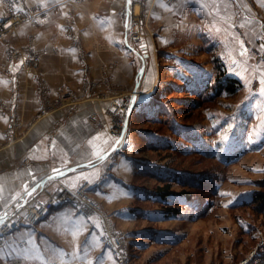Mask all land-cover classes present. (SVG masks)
Wrapping results in <instances>:
<instances>
[{
	"label": "crops",
	"instance_id": "crops-1",
	"mask_svg": "<svg viewBox=\"0 0 264 264\" xmlns=\"http://www.w3.org/2000/svg\"><path fill=\"white\" fill-rule=\"evenodd\" d=\"M254 1L255 10L243 8L242 0H0V16L35 4L42 5L44 14L38 23L25 22L0 39V142L8 135L9 111L25 125L45 105L38 89L42 82L53 102L68 92L74 99L0 148V222L18 203L46 199L60 183H88L117 222L133 221V202L145 194L133 184L130 134L117 144L110 132L111 83L150 90L155 51H184L203 32L220 49L251 50L264 18V0ZM133 15L143 34L134 44L128 31ZM27 45L39 52L36 69L25 68L27 49L22 47ZM122 230L119 224L114 227V232ZM0 260L117 264L109 221L72 204L56 206L37 226L11 233L0 247Z\"/></svg>",
	"mask_w": 264,
	"mask_h": 264
},
{
	"label": "rangeland",
	"instance_id": "rangeland-1",
	"mask_svg": "<svg viewBox=\"0 0 264 264\" xmlns=\"http://www.w3.org/2000/svg\"><path fill=\"white\" fill-rule=\"evenodd\" d=\"M242 4L243 8L244 4L256 8L254 0H242ZM35 6L38 4L28 5ZM25 22L29 21L8 31L3 40ZM238 26L240 30L241 25ZM196 41L184 51H155L158 60L155 59L156 66L151 70L152 86L138 92L137 114L132 113L126 134H130L129 153L134 158L135 170L144 167L180 177L185 172H214L218 177V197L210 195L207 203L200 205L181 196L178 203H171L173 196L167 202L144 196L133 202L137 207L133 221L122 225L92 195L109 222L123 228L120 233L129 253L126 264H249L257 253L264 251V213L255 206L256 209L243 205L263 189L260 182L264 180V18L261 32L251 40V50L220 49L205 32ZM29 47L34 49L31 45L22 48ZM35 52L39 61V52ZM233 55H240L242 60ZM214 56L220 57L227 74L240 80L236 92H216ZM110 86L114 90V95L108 96L110 102L114 96L126 97L133 92L130 86ZM45 88L46 84L38 86L40 92H47ZM65 96L66 93L60 98ZM44 100L45 108L52 109L50 96ZM73 101L71 97L67 102ZM41 111L25 125L16 120L13 131L17 139L29 131ZM108 116L112 124L113 118ZM91 118L96 121L95 116ZM5 141L0 142V148L8 145ZM134 180L144 186L159 183L153 177ZM175 189L179 191L181 187L176 184ZM167 205L179 207L180 211L166 216ZM116 260L121 264L117 256Z\"/></svg>",
	"mask_w": 264,
	"mask_h": 264
},
{
	"label": "built area",
	"instance_id": "built-area-1",
	"mask_svg": "<svg viewBox=\"0 0 264 264\" xmlns=\"http://www.w3.org/2000/svg\"><path fill=\"white\" fill-rule=\"evenodd\" d=\"M43 12V7L41 4L35 7H27L23 10L21 9H9L5 11L3 15L0 16V39H3L4 35L8 31L15 30L18 24L28 20L32 23H38L41 18L40 13ZM130 41L134 43H139L143 34L138 27V18L133 15L130 19V24L128 26ZM27 53L26 56V69H33L37 64L38 57L37 53L32 48H27L24 50ZM41 83L40 85H43ZM46 89V88H45ZM43 99L48 97L47 92H41ZM138 93L136 94L137 98ZM135 93L134 91L129 93L126 97L114 96L110 102L111 106L108 108L107 113L113 118L111 124L110 132L117 139L123 134L125 121L129 113V109L134 101ZM72 97V93H66V96L62 99L59 98L52 104V109L45 108V105L41 108V113L37 119L44 117L56 110V107L61 106V103L67 102ZM2 105L0 103V111ZM9 131L5 141V144L12 143L17 138L14 136V125L16 123L15 112L9 111ZM3 144V145H5ZM2 146V145H0ZM72 204L74 207L85 214H98L103 218L110 221V218L106 216L100 203L93 198L89 191V184L84 183L78 185L77 187H71L65 183H60L58 188L46 199L37 198L33 201H26V204L20 202L9 211L8 216L0 222V247H2L8 236L21 227H35L42 219L47 217L56 206ZM109 228L111 230L112 245L118 261L121 264H126L128 258V249L124 242V239L120 232H114V226L109 222Z\"/></svg>",
	"mask_w": 264,
	"mask_h": 264
},
{
	"label": "trees",
	"instance_id": "trees-1",
	"mask_svg": "<svg viewBox=\"0 0 264 264\" xmlns=\"http://www.w3.org/2000/svg\"><path fill=\"white\" fill-rule=\"evenodd\" d=\"M212 61L214 64L213 77L215 79L216 92L218 94L236 92L241 85L240 80L227 74L220 57L214 56ZM208 79L211 80L210 78ZM133 113H135V110ZM150 145H153V143ZM201 156L203 157V155ZM139 177H153L159 183L152 186H144L134 180ZM217 179L218 177L214 172H185L180 177L179 175L171 176L168 174L164 175L155 173L152 170L143 167L134 171L133 184L142 189L145 193V198L148 199L157 198L156 200L160 199L161 201L167 202L168 198L173 196L171 203H178V198L181 196L184 197L186 201H197L200 205H202L204 202L207 203L210 195H214L216 198L218 197V188L215 185V180ZM176 184L181 187L179 191L175 189ZM260 184L263 186V189L256 191L253 198L251 200L244 201L243 205H250L251 207L255 206L260 212L264 213V180L261 181ZM179 211V207L167 205L164 214L166 216H171V214H177ZM249 264H264V251L257 253L251 259Z\"/></svg>",
	"mask_w": 264,
	"mask_h": 264
},
{
	"label": "water",
	"instance_id": "water-1",
	"mask_svg": "<svg viewBox=\"0 0 264 264\" xmlns=\"http://www.w3.org/2000/svg\"><path fill=\"white\" fill-rule=\"evenodd\" d=\"M144 67H142L141 69V72L143 71ZM134 93H135V96H134V101L129 109V113H128V116L126 118V121H125V126H124V130H123V134L121 135L120 138H118V141L119 142H122L124 136L126 135L127 131H128V126H129V120H130V116L131 114L133 113L134 109H135V104H136V94L138 93V85L134 88ZM118 144V143H117ZM110 153V152H109ZM108 153V154H109ZM23 204H26V201L23 203Z\"/></svg>",
	"mask_w": 264,
	"mask_h": 264
},
{
	"label": "snow or ice",
	"instance_id": "snow-or-ice-1",
	"mask_svg": "<svg viewBox=\"0 0 264 264\" xmlns=\"http://www.w3.org/2000/svg\"><path fill=\"white\" fill-rule=\"evenodd\" d=\"M21 10H23V9H21ZM262 83H264V81H262ZM117 143H119V141H117ZM98 158L103 160V159H105V156L100 155Z\"/></svg>",
	"mask_w": 264,
	"mask_h": 264
},
{
	"label": "bare ground",
	"instance_id": "bare-ground-1",
	"mask_svg": "<svg viewBox=\"0 0 264 264\" xmlns=\"http://www.w3.org/2000/svg\"><path fill=\"white\" fill-rule=\"evenodd\" d=\"M1 147V146H0Z\"/></svg>",
	"mask_w": 264,
	"mask_h": 264
}]
</instances>
